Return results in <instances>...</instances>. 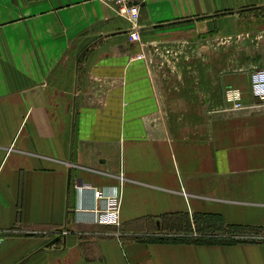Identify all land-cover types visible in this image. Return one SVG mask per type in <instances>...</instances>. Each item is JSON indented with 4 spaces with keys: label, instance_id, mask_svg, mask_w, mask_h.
<instances>
[{
    "label": "crops",
    "instance_id": "1",
    "mask_svg": "<svg viewBox=\"0 0 264 264\" xmlns=\"http://www.w3.org/2000/svg\"><path fill=\"white\" fill-rule=\"evenodd\" d=\"M130 31L98 0H0V264H264L150 241L199 212L264 231V0H143ZM83 183L120 191L118 225L75 210L102 206Z\"/></svg>",
    "mask_w": 264,
    "mask_h": 264
},
{
    "label": "built area",
    "instance_id": "2",
    "mask_svg": "<svg viewBox=\"0 0 264 264\" xmlns=\"http://www.w3.org/2000/svg\"><path fill=\"white\" fill-rule=\"evenodd\" d=\"M110 6L112 10L127 18L131 24L130 37L138 41V18L139 8L143 0H98ZM142 54H137V58H141ZM250 92L253 97L259 99L264 104V65L255 69L250 74ZM242 92L238 88L228 87L224 90V97L232 103L233 108H241ZM122 176L120 175V179ZM80 191L91 190L95 201L102 202L101 207L94 206L92 208L79 206L75 210L79 213L90 212L92 214V222L98 225L115 226L119 224L120 211V191L114 188L111 192L104 193L101 189L92 186L91 184L83 183L76 185ZM182 193L185 192L182 190ZM3 243V238L0 236V246Z\"/></svg>",
    "mask_w": 264,
    "mask_h": 264
},
{
    "label": "trees",
    "instance_id": "3",
    "mask_svg": "<svg viewBox=\"0 0 264 264\" xmlns=\"http://www.w3.org/2000/svg\"><path fill=\"white\" fill-rule=\"evenodd\" d=\"M205 219L209 223H203V228L201 222L198 220ZM201 221V220H200ZM197 223V227L195 226ZM248 228L247 226L227 224L223 219L212 213H194L190 223L187 222L184 232L175 231L170 228V232L166 234H161L159 237H150V241H161L166 243H192V244H222L231 245L239 242H244L240 238H235L233 233L236 229ZM173 229V230H172ZM178 230V229H177Z\"/></svg>",
    "mask_w": 264,
    "mask_h": 264
},
{
    "label": "rangeland",
    "instance_id": "4",
    "mask_svg": "<svg viewBox=\"0 0 264 264\" xmlns=\"http://www.w3.org/2000/svg\"><path fill=\"white\" fill-rule=\"evenodd\" d=\"M188 218H189L188 216L185 217V216H181V215L174 217L173 219H171L172 223L169 225V227L173 228L175 231H179L178 233H180V232L183 233L187 222L190 223V221H191V220H189L190 218L189 219ZM200 220H198V223L201 222V226L203 228H205L203 226V223H209L210 224V221L208 222L205 219L204 220L200 219ZM174 222H176V223H174ZM195 226L197 227V223H195ZM153 236L157 237V235H153ZM233 236L235 238H240L242 241L264 242V231H261L260 229L255 228V227H248V228H244L242 230L236 229V231L233 233Z\"/></svg>",
    "mask_w": 264,
    "mask_h": 264
}]
</instances>
